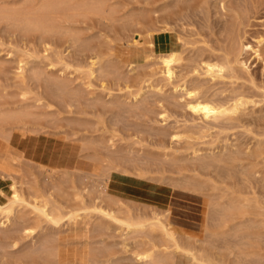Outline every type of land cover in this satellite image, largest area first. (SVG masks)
Wrapping results in <instances>:
<instances>
[{
    "label": "bare ground",
    "instance_id": "bare-ground-1",
    "mask_svg": "<svg viewBox=\"0 0 264 264\" xmlns=\"http://www.w3.org/2000/svg\"><path fill=\"white\" fill-rule=\"evenodd\" d=\"M123 1L125 0H14V2L11 0V3L13 2L11 5H5L0 1V25L3 24L6 28L12 29V32L17 31L26 38L36 39L43 49L45 54L43 57L48 62L49 68L55 67L51 57L52 45L57 41H63L72 47L90 52V56L86 64L87 68L84 66L86 68L84 70L82 69L84 67H81V62V64L78 62V65L73 63L74 66H72L63 57H59L58 63L62 70L70 71L74 68L73 73L86 75L90 82L96 77L110 74L116 80L122 79L121 81L125 82V87L128 89L130 88L129 84L127 85L129 80L117 72V64L112 60L113 55L108 53V49L106 51L93 50L91 40L83 37L84 33L81 31V25L91 20L104 24L113 33H117L112 29L115 27L119 29V33H128L132 27L147 22L149 13L145 9H135L130 7L128 0ZM145 1L159 3V11L162 13H166L169 8L174 9L172 15L176 19L186 18L189 13L191 14V11L207 17L211 5L216 10L215 12L222 16L220 18H224L223 16L231 8L234 15H228V19L231 16L230 19L224 18L225 23L223 22L225 45L220 48L221 54H218L219 49H217L218 52L214 51V55L209 54L210 56L203 57L201 51V55L196 58L191 56L187 59L189 60L188 64L190 62L194 64L190 65L191 68L195 66L192 69L199 70L200 68L199 71H204L205 75H209L208 77L224 78L226 74L225 76L228 75L229 78H237L238 74H246L249 71L248 58H240L242 53L245 56L252 55L253 59L260 58L258 46H253V43V45L243 43L238 38L236 31L239 29L236 30V27L239 20L238 14L240 15L241 12L239 7L235 6L237 4L233 5L231 1ZM235 11L239 13L236 14ZM260 41L258 40L257 43L260 44ZM33 42L31 41V43ZM109 43H111L110 40L104 41L107 46ZM27 44L29 45V43L25 45ZM12 50L8 54H13ZM33 57L31 52L26 51L17 58L15 68L12 69L13 77H9L11 82H9V78L5 79L6 82H2L5 78L3 74L7 73V71L3 73L4 66L8 67V65L0 61V74L3 73L2 76H4L3 80L0 79V172L5 173L11 179L8 193L0 189V218L3 220L2 225L10 224L14 227L11 233L18 234L11 235L9 231V233L7 231L2 233L0 244L4 242L6 248L9 247L13 250L23 238L32 239L35 232L41 230V223L54 227L75 224L83 215L85 217L86 213L99 216L106 224L101 222L93 226L87 225L83 234L86 239L85 250L80 254L73 252L69 255L57 236L54 235L43 237L38 241L37 246L35 245L36 247L18 251L7 259L2 256L0 264H64L67 261L71 264H80L84 257H86V264H114V251L104 244L105 240L103 239L105 230L109 229L110 225L125 230L126 236L142 235V239L143 237L147 239L141 244H137V242L133 244L135 251L132 249L134 252L132 254L137 264H264V139L259 140L255 147L253 146L254 148H248L246 152L241 150L244 153L237 151L231 154L227 153V155L222 154L223 156L216 158L213 156L214 158H210L211 160L199 161L191 166H181L180 162L181 165L175 167L176 177L172 178L173 181L167 185L168 199L157 198L153 201L154 204L148 200L142 202L124 198L118 193H111L105 190L106 188L102 189L98 180L95 182L94 178L89 180L91 182L89 184H92L93 189H97L99 193H106V195L97 198L98 202L91 204L86 203L78 196V193L74 192L73 197L78 196L79 200L72 205H61L52 197L51 193L40 187L38 180H34L28 188L31 192L26 197L21 186L24 183H29V177L32 178L36 174L48 182L51 181L52 189L62 195H65L66 192L65 183H70V187L76 190L75 183L77 182L73 177L74 172L69 173L70 171L66 168L46 165L28 158L25 150L14 146L15 134L19 133L21 136L27 137L50 130L51 127L48 124L53 121L48 122L47 115L43 113L45 110L42 112L41 107L37 108L45 104L40 102H43L46 97L58 100L68 107L72 103L77 104L82 100H79L78 86L76 90L69 87L72 81L67 82L65 77L53 76L52 72H45L46 70H30L28 65L30 58ZM158 60L161 66V80L164 79L165 82L167 80V83L174 82L173 80L179 77L176 67H180V65L183 67L185 64L182 63L185 60L182 53L174 49L160 53ZM95 67L98 68L95 69ZM198 70L195 73L199 72ZM95 72H98V74L96 73L98 76L94 77ZM90 82L88 85L92 86ZM88 85L86 84V89ZM179 87L180 95L183 94L185 97L184 105L193 116L195 115L198 120L201 119L205 122H216L221 118L232 119L237 114L239 116L241 111L244 110L245 113V108H247L245 106H249L251 99L242 93H236L229 100L217 101L215 97L214 99L206 95L207 93H204V88L200 85L187 86L183 81ZM156 88L161 90L157 86ZM36 89H41V92H39L40 90L35 92ZM142 89L143 87L139 86L134 93L140 97L143 94ZM129 94L131 93L129 92ZM30 100H33L34 103L28 102ZM85 102L83 103L85 104ZM254 104L256 103L254 102ZM133 108L130 106L126 110L133 112ZM159 115L163 119L167 116L163 107ZM237 116L235 117L238 118ZM172 138L177 139L178 135L174 134ZM67 139L69 138L67 137ZM78 139L81 146V151H79L87 152L84 155L95 162V167L99 168L98 171L93 172L110 178L112 172H117V169L124 165L125 160L123 159V161L122 158L103 148V142L92 138L88 140L79 137ZM73 140L75 139H72L71 142ZM76 142L78 141L76 140ZM84 155L80 157H84ZM145 166L147 169V165ZM167 167L169 166L167 165ZM74 170L79 171L75 168ZM138 176L140 177V175ZM258 181L261 183L260 186H257ZM75 199L77 197L73 200ZM18 208L20 210L30 209L33 218L26 219L22 214L15 213ZM192 208L196 210L195 215L191 211ZM176 213L184 214L185 223L182 221L183 218L177 216ZM189 224L193 228L190 232L187 231L189 227L186 229Z\"/></svg>",
    "mask_w": 264,
    "mask_h": 264
},
{
    "label": "rangeland",
    "instance_id": "rangeland-1",
    "mask_svg": "<svg viewBox=\"0 0 264 264\" xmlns=\"http://www.w3.org/2000/svg\"><path fill=\"white\" fill-rule=\"evenodd\" d=\"M0 1L5 3V5H11L14 2V0H12V3L11 0ZM126 1L127 0L123 2ZM228 1H231V3L233 2V5L237 4L235 6L239 7L241 12L240 15L242 14V16H240L238 14L239 12H236L239 10L235 11L239 19V22L237 21V27L239 28L236 27V30L239 29L236 31L238 32V38L243 43L258 46L260 53V58L257 59H253L252 55L247 54L245 56L243 55L244 53H242L240 58H248L249 74L243 73V75L240 73L242 77L238 74V80L235 77L229 78L228 75L225 76L226 74L224 78L222 77L223 79L219 77L214 79L215 77H208L209 75H205L204 71H199L200 68L199 70L192 69L195 67L192 66L191 68L190 65L193 64L192 62H190V64L187 63L189 62L187 59L191 58V56L196 58L202 54L203 57H208L209 54L214 55V51L218 52L217 49H219L218 54H221L220 48L225 45V36L222 27L225 23L224 18L229 20L230 17L234 15V13L231 12V8L226 14L227 17L226 15L223 16L224 18H220L222 16H219L211 5L207 17H203L200 13L191 11V14L189 13L186 18L176 19L172 15L174 11L172 8H169V10L167 9L168 13L166 12V14L159 11V3H155V5L152 1L128 0L130 7L145 9L147 13H149L146 23L132 27V29H129V32L127 31L128 33H119L120 31L117 27L112 28L115 30L112 31H117V33H113L109 27L107 28L104 24L95 22V20L82 24L81 31L84 33V36L83 34L82 36L91 40L93 50L106 51L108 49V53L113 55L112 60L115 61L113 63L117 64V72L129 80L127 85L129 84L130 88L128 89L125 87V82L121 81L122 79L116 80V78L110 74H104V77L99 76L100 78L96 77V79H92L93 81L91 80L92 82H90L86 78V75L82 76V74H77V72L73 73L74 68L70 71L62 70L58 63L59 57H63L68 63L72 64V66H74L75 63L78 65L79 62V64L82 63L81 67L85 66L87 68L86 64L90 56V52L72 47L63 41H57L52 45L53 52L51 57L55 67L49 68V66H47L48 62L45 61L43 57L45 55L43 49L41 45L36 42V39L26 38L19 32H12V29L6 28L3 24L0 25V61L8 65V67L4 66L5 69L3 71V73L7 71V77L3 73L0 74V79L5 76L2 82H6V78L13 77L12 71L14 70L13 67L16 65L17 58H19L23 52L27 51L28 53H32V57L34 56L30 58L29 61L28 68H30V70H46L45 72H52L51 75L53 76L65 77L64 79L67 82H73H70V84L68 83L70 85L69 87L74 90L78 88L79 100H83H80L77 104L72 103L70 107H68L64 103L58 102V100L46 97L44 101L42 100L43 102H40L45 104L37 108L41 107L43 109L41 110L42 112L45 110L43 113L47 115L48 122L53 121L48 124L51 127L49 128L50 130L48 132H40L38 135L31 134L27 137L21 136L19 133L15 134L13 138L14 146L19 147L21 150H25L28 158L46 165L66 168L70 171L69 173L74 172L73 177L76 180L75 182H77L75 183L76 190L70 187V183H65L66 192L65 195H62L55 189H52L53 185L51 181L48 182L43 179L42 176L36 174L32 178L29 177V183H24L23 186H21L26 193V197H28V194L31 192L28 188L32 185L34 180H38L40 187L45 188L47 192L51 193L52 197L61 205H72L79 200V197L86 203L91 204L92 202H98L99 199L97 198L106 195V193H99L97 189H93L91 186L92 184H89L91 183L89 180L94 178L95 182L98 180L102 189L106 188L105 190L111 193H118L124 198H132L133 200H140L142 202H147L148 200L154 204L153 201L157 198L162 200L168 199L169 196L167 193L169 189L167 185L173 181L172 178L176 177L175 167L180 166L181 163V166H191L199 161L211 160L210 158H214L213 156L216 158L227 155V153L231 154L237 151L238 153H242L243 151L246 152L248 148H254L259 140H263L264 0ZM136 2L139 4L137 5ZM228 15H231L229 19ZM105 40H110L111 43H109V46L104 44ZM255 40L257 41L255 42ZM258 40H261L260 44L257 43ZM31 41L34 42L31 43ZM26 43H29V45H25ZM9 48L13 49V54H8L11 50ZM171 49L182 53V56L186 60L182 63L187 64V66L182 64L183 67L181 65L180 67H176V73L179 77L174 79V82L171 81L167 83V80L166 82L164 79L161 80V66L158 56L160 53ZM85 67L82 69H86ZM96 68L98 67H95V69ZM197 70L199 72L195 73ZM96 73L98 74V72H95L94 77L98 76ZM2 74L4 76H2ZM11 78L8 79L9 82H11ZM87 81L90 82L92 86H89ZM183 81L186 82L187 86L193 84L200 85L204 88L203 90L204 93H207L206 95L213 98L215 97L216 99H214L217 101H226L234 94L242 93L246 95L248 99L251 98V104L249 103V106H245L247 107L245 108L246 114L243 110L240 112L241 115L240 113L239 116H237L238 114L235 115L238 118L235 116V118L233 117L234 120L233 118H221L218 119L219 121L216 120V122L198 120L184 105V95H180L181 91L179 84L181 85ZM86 84L90 88L87 86L86 89ZM138 84L140 87H143V94L141 93L142 96L140 97L134 93L136 91L135 89L138 90L139 88ZM103 86L105 88H102ZM156 86L161 88V90H157ZM37 90L41 92V89H36L35 92H38ZM80 91L85 93H81ZM129 92L131 94H129ZM82 94L83 96H80ZM32 101L33 100H30L28 102L31 103ZM83 102H85V104ZM254 102L256 104H254ZM90 104L91 106H89ZM130 106L134 107V113L127 112L126 109ZM162 107L165 109L167 115L165 119L159 115ZM53 127L55 128L52 129ZM57 131H59V133H56ZM174 134L178 135L177 139L172 138ZM67 137L69 139H67ZM79 137L88 140L92 138L101 143L103 142V148L112 152L113 155L122 158V160L124 159L125 161H123L126 164L124 163V165L118 168L117 172H112L110 178L93 172L98 171L99 168L95 167V162L84 155L87 152H80L81 146L78 139ZM72 139L75 140L71 142ZM76 140L78 142H76ZM81 155H84V157H80ZM173 162H177L178 164L174 163V165ZM145 165H147V169ZM167 165L169 167H167ZM74 168L79 169V171L74 170ZM138 175H140L141 178ZM257 184V186L261 185L259 181ZM10 187V177L0 172V189L8 193ZM50 190L53 191L51 192ZM74 192L78 193L79 197H73ZM75 197H77V199L73 200ZM18 209H16L15 213L22 214L26 219L33 218L30 209H19L20 211ZM191 211L195 215L196 210L192 208ZM176 215L183 218L182 221L185 223L184 214L176 213ZM83 216L79 218L75 224H64L60 227L48 226V224L41 223V230L35 232L32 239L23 238L13 250L9 247L6 248L4 242H1L0 263L2 256H5L4 258L7 259L18 251L21 252L33 246L36 247L38 241L43 237L54 235L57 236L64 250H67L69 255L73 252L77 254L82 253L85 250L86 239L83 234L87 229V225L93 226L101 222L106 224L95 214L86 213L85 217ZM2 222L3 220L0 218V236L6 231H9L11 235H18L15 232L11 233L14 227L10 224L2 225ZM187 227L189 228L187 229ZM186 229L190 232L193 228H191L189 224L186 226ZM103 239L105 240L104 244L114 251V264H137L132 254L134 253L133 250L135 246L133 244L136 242L137 244H141L147 241L145 237L142 239V235L126 236L125 230H120L114 225H110V228L105 230ZM189 240L191 241L192 239ZM64 264H71V262L67 261ZM80 264H86V257L82 259Z\"/></svg>",
    "mask_w": 264,
    "mask_h": 264
}]
</instances>
